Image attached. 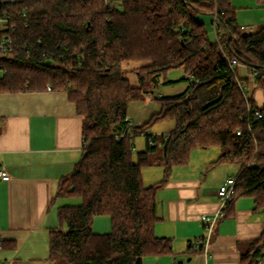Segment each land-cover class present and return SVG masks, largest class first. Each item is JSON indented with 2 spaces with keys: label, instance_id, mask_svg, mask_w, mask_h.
Wrapping results in <instances>:
<instances>
[{
  "label": "trees",
  "instance_id": "16d2710c",
  "mask_svg": "<svg viewBox=\"0 0 264 264\" xmlns=\"http://www.w3.org/2000/svg\"><path fill=\"white\" fill-rule=\"evenodd\" d=\"M256 1L264 7V0ZM0 10L26 12L11 20L15 29L6 30L16 45L0 49V91L50 85L68 93L82 118L86 154L60 178L55 194L81 202L58 207L59 227L50 235L54 264H143L146 255L172 253L171 239L154 230L160 219L156 194L197 147L218 145V162L240 166L227 212L247 196L264 213V104L256 102L252 88L245 98L237 78L248 85L249 77L239 75L242 63L233 70L228 61L254 67L255 85L264 91V25L246 30L231 0H18L1 3ZM201 11L217 14L214 40L197 18ZM138 61L145 63L133 84L123 65ZM176 69L184 71L179 81L191 82L188 89L156 94L160 83L174 82L168 74ZM151 98L161 110L128 126L130 105ZM170 119L171 131L152 132ZM138 135L146 147L135 158ZM153 165L162 166L164 176L147 185L142 170ZM100 215L110 216L111 231L93 230ZM259 257L264 231L241 254V264Z\"/></svg>",
  "mask_w": 264,
  "mask_h": 264
},
{
  "label": "crops",
  "instance_id": "0c3cea01",
  "mask_svg": "<svg viewBox=\"0 0 264 264\" xmlns=\"http://www.w3.org/2000/svg\"><path fill=\"white\" fill-rule=\"evenodd\" d=\"M231 1L235 5L238 0ZM248 1L249 7L261 6ZM212 17L210 12L197 14L209 33H215ZM238 73L249 77L254 99L263 105L264 91L255 85L247 66L240 65ZM182 76L169 79L177 82ZM161 107L151 98L129 108L128 116L143 123ZM84 145L82 118L66 91L47 87L0 91V162L11 176L8 181L0 179V237L7 243L1 256L11 264H54L50 235L59 227L57 211L62 205L59 197L55 199L57 184L73 171ZM221 155L218 145L197 147L188 163L173 167L157 190L160 219L154 227L156 235L171 239L173 252L146 255L143 264H241V254L262 235L264 213L255 210L252 197L245 196L235 200L217 222L207 253L192 244L204 234L201 214L220 206L219 186L240 170L230 159L218 162ZM142 173L145 184H155L163 179L164 168L145 166Z\"/></svg>",
  "mask_w": 264,
  "mask_h": 264
},
{
  "label": "built area",
  "instance_id": "2783aa9c",
  "mask_svg": "<svg viewBox=\"0 0 264 264\" xmlns=\"http://www.w3.org/2000/svg\"><path fill=\"white\" fill-rule=\"evenodd\" d=\"M3 2L16 4L18 0H0V5ZM25 14L26 12L12 13V12H8L5 10H0V49L1 50L10 51L15 47L16 43L14 42L12 35L6 30L15 29V25L11 22V20L16 16H19V17L25 16ZM216 18H217V14H214L213 20L216 21ZM244 28H247V26H244ZM228 61L233 70L236 68V66L240 65L241 63L247 66L248 72L253 79H255V77L258 74L257 70L254 67H249L247 64H245V62L239 61L237 58H230L228 59ZM237 79H238L239 86L245 98L249 99L251 97V87H249V85L245 84L239 78ZM47 89L50 90L52 89V87L50 85H47ZM255 114L257 116H261L262 111L260 109H257L255 111ZM126 120H127L128 126L130 127L136 126L139 124L138 121H136L134 118L130 116H127ZM238 133H241V130H238ZM119 135L122 137L126 135V132L123 131ZM10 177H11L10 173L0 162V179L3 181H8L10 180ZM236 183H237V176H228L224 180V182L219 186V189H218V196L220 200V206L218 207V209L214 211L213 213H202L201 214V220L204 225V234L201 238H199L197 241H194L192 243L196 248L202 249V251L206 253L208 252V247L212 240L213 233H214L217 222L223 219L227 215V206L235 194ZM3 249H4L3 239L0 237V264H11L6 258L1 256V252ZM253 264H264V258L263 257L257 258L253 262Z\"/></svg>",
  "mask_w": 264,
  "mask_h": 264
},
{
  "label": "rangeland",
  "instance_id": "374dc122",
  "mask_svg": "<svg viewBox=\"0 0 264 264\" xmlns=\"http://www.w3.org/2000/svg\"><path fill=\"white\" fill-rule=\"evenodd\" d=\"M251 1L248 0H238L237 3H234L233 5L237 10V17L238 22L240 25L247 26L248 28L246 30L252 31V30H258L264 25V7L257 6L256 3H254L253 0V7L251 6ZM253 29H251V27ZM210 38L214 40L215 33H210ZM145 63L144 61H138V62H132L128 65H123L124 74L127 75L133 84L138 83L137 78V70L138 67ZM181 74H184L183 70L176 69L172 72H169V77H175L180 76ZM240 75V74H239ZM241 76V75H240ZM191 84L190 81L186 82H172L169 84H163L160 83L159 86L156 89V94H159V92H162L164 95H176L186 90L187 87H189ZM188 89V88H187ZM150 100V99H148ZM146 100V101H148ZM143 103L144 101L134 102L130 105V110L133 109L138 103ZM175 127V121L174 120H167L162 123H158L155 125V127L152 129V132L155 134H162L167 133L171 131ZM135 147L133 149L135 158L137 157L138 151L145 149L146 147V139L143 135H138L135 137ZM144 168V167H143ZM143 174V173H142ZM59 202L60 204H78L81 202V198L77 196H59ZM93 229L94 231L100 232H107L112 230V224L110 223V216L108 215H100L93 219ZM106 225V227H105Z\"/></svg>",
  "mask_w": 264,
  "mask_h": 264
},
{
  "label": "water",
  "instance_id": "95a60500",
  "mask_svg": "<svg viewBox=\"0 0 264 264\" xmlns=\"http://www.w3.org/2000/svg\"><path fill=\"white\" fill-rule=\"evenodd\" d=\"M84 154H86V152ZM180 262H182V261L180 260Z\"/></svg>",
  "mask_w": 264,
  "mask_h": 264
}]
</instances>
